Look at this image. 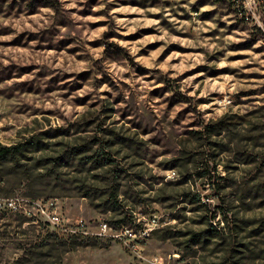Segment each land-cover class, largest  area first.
I'll return each mask as SVG.
<instances>
[{
    "label": "rangeland",
    "instance_id": "rangeland-1",
    "mask_svg": "<svg viewBox=\"0 0 264 264\" xmlns=\"http://www.w3.org/2000/svg\"><path fill=\"white\" fill-rule=\"evenodd\" d=\"M21 143L0 264H264V0H0Z\"/></svg>",
    "mask_w": 264,
    "mask_h": 264
},
{
    "label": "built area",
    "instance_id": "built-area-1",
    "mask_svg": "<svg viewBox=\"0 0 264 264\" xmlns=\"http://www.w3.org/2000/svg\"><path fill=\"white\" fill-rule=\"evenodd\" d=\"M0 203H1V205H4L2 207L9 208V209L15 210V211L21 210V208H23V205L21 204V202H19L18 199H15V198H4V200L0 201ZM24 207H26V206H24ZM38 210L42 214L48 215L49 221L55 223L56 225H63L61 222L60 216L56 212H54V213L49 212V210H46L44 207H41ZM25 211L30 213V210H28V208H26ZM110 229H111V227L109 226V224L107 222L102 224V233L104 235L109 234V235H112L116 238L124 239V240L130 241V242L133 239H135L136 237H138V235H140V237L149 235L148 229H146V228H141L139 234H138V232L134 231L133 228H129L126 226H123L122 228H120V230L114 231V233H110L109 232Z\"/></svg>",
    "mask_w": 264,
    "mask_h": 264
},
{
    "label": "trees",
    "instance_id": "trees-1",
    "mask_svg": "<svg viewBox=\"0 0 264 264\" xmlns=\"http://www.w3.org/2000/svg\"><path fill=\"white\" fill-rule=\"evenodd\" d=\"M22 145L23 143L18 144V145H11V146L1 145L0 146V158L6 157L10 154H13L19 151Z\"/></svg>",
    "mask_w": 264,
    "mask_h": 264
}]
</instances>
